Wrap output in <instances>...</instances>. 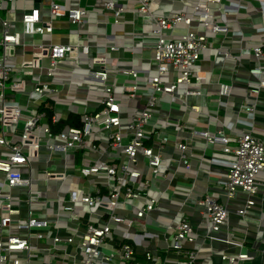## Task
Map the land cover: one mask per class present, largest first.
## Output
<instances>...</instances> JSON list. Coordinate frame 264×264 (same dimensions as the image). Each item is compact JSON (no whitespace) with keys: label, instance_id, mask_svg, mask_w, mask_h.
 I'll use <instances>...</instances> for the list:
<instances>
[{"label":"built area","instance_id":"2783aa9c","mask_svg":"<svg viewBox=\"0 0 264 264\" xmlns=\"http://www.w3.org/2000/svg\"><path fill=\"white\" fill-rule=\"evenodd\" d=\"M129 1L97 0L92 44L81 0L13 18L0 0V264L264 255V0ZM62 20L69 38L53 41ZM208 146L225 164L216 186L173 184L172 163L190 170Z\"/></svg>","mask_w":264,"mask_h":264},{"label":"crops","instance_id":"0c3cea01","mask_svg":"<svg viewBox=\"0 0 264 264\" xmlns=\"http://www.w3.org/2000/svg\"><path fill=\"white\" fill-rule=\"evenodd\" d=\"M6 1H7L8 11L7 12L4 11L3 14L4 15L8 14V17L13 18L17 13H19L24 8L29 9L30 6L32 4H34L35 0H6ZM55 1H57V2H59L62 5L67 7L70 5L71 1H74V0H55ZM96 3H97V0H81L82 6H87V7L93 8V10H92V12L88 18L89 27L87 24L84 26V27H86V30H88V33H91L90 42L92 44H96V42H101L102 36L100 34L105 33V31H106L103 28L100 29V31H97V29H98L97 28V20L100 18V15L97 13L98 9L96 8ZM134 3H135V0H130L128 5L130 7H132L134 5ZM128 16H131V13H128ZM18 24H19V26H21L20 23H18ZM55 25H56L55 33L52 36L53 41L58 42V41L68 40L69 37L67 35L70 31L69 30L70 29L69 24L65 20H62V21L56 22ZM116 30L117 29L115 27L112 28V32L114 33L113 35L111 34L112 33L111 31H108L110 33L109 35H111V38H113V37H114V39L117 38L115 35ZM119 38H122V37H119ZM117 41L119 43L123 42V41L121 42V40L118 38H117ZM137 51H139V50H137ZM137 53L140 54L139 52H137ZM122 54H123V52H122ZM124 55H126V54H124ZM120 62H121V64H130V65L134 64V65H137V67L141 68L140 58H136L135 60L124 59L123 61H120ZM173 114L179 116L180 112H179V110H174ZM171 131H174V130L171 129ZM197 141H200L198 143L199 147H201V145H204L202 143L204 141L203 139L200 138ZM195 143H197V142L195 141ZM212 150H213L212 147L208 146L204 152L196 151L197 156L194 157L192 168L190 170L183 168V167H176V165L172 163V165L170 166L171 167L170 170L177 171V173H178L176 179H174V181H173V184L182 183V185L189 186L190 183L193 181L195 183V186L202 189V190L206 185H208L209 188L215 187L217 178L220 176L221 173L223 174L225 172V164H224V160L222 158L218 159V160L213 159ZM165 153L168 157L169 156H172V157L177 156L175 151H174V148L171 146L166 149ZM202 153H205L206 156L205 157L199 156ZM262 177H263L262 183L264 184V174ZM156 182H157L156 186H158L161 189H167V187L169 185L168 180H157ZM166 191L168 192L170 197L172 195H174V198H177V199H185L187 196L184 192L175 194L173 192V190H171V189H168ZM201 191H200V193H201ZM169 196L168 197L164 196L162 198V202L166 205L168 203H170V197ZM261 196H262V193H261ZM184 209L188 213H191L192 215H194L195 209H193L192 207L185 206ZM199 212L200 211L197 210V214ZM42 243H45V241L41 242V244ZM31 258H32V262H33L32 264H47V263L52 264V259L49 256H47L46 254H43L42 252H40L39 250L32 251L31 252ZM254 264H264V255L262 258H257L254 261Z\"/></svg>","mask_w":264,"mask_h":264},{"label":"rangeland","instance_id":"374dc122","mask_svg":"<svg viewBox=\"0 0 264 264\" xmlns=\"http://www.w3.org/2000/svg\"><path fill=\"white\" fill-rule=\"evenodd\" d=\"M123 27H124V26H122V25H121V26H118V25H117L115 28H116V29H123ZM110 31H112V29H110ZM202 103H203V104H206V103H207V101L205 100V98L202 100ZM23 207H25V204H23ZM143 260H144V259H140V261H143Z\"/></svg>","mask_w":264,"mask_h":264},{"label":"water","instance_id":"95a60500","mask_svg":"<svg viewBox=\"0 0 264 264\" xmlns=\"http://www.w3.org/2000/svg\"><path fill=\"white\" fill-rule=\"evenodd\" d=\"M39 2H40V0H35V6L36 7L39 6Z\"/></svg>","mask_w":264,"mask_h":264}]
</instances>
